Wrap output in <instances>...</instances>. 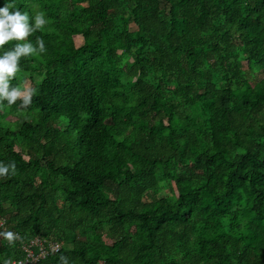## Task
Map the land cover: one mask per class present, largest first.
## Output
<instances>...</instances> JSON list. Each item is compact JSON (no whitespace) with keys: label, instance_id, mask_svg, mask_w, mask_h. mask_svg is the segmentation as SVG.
Here are the masks:
<instances>
[{"label":"trees","instance_id":"obj_1","mask_svg":"<svg viewBox=\"0 0 264 264\" xmlns=\"http://www.w3.org/2000/svg\"><path fill=\"white\" fill-rule=\"evenodd\" d=\"M12 6L46 51L0 100V264H264V0Z\"/></svg>","mask_w":264,"mask_h":264},{"label":"clouds","instance_id":"obj_2","mask_svg":"<svg viewBox=\"0 0 264 264\" xmlns=\"http://www.w3.org/2000/svg\"><path fill=\"white\" fill-rule=\"evenodd\" d=\"M46 22L44 13L41 12L35 17V23H30L27 12L18 8L13 9L12 0H6V3L0 6V48L11 40L20 41L0 55V100L6 99L9 104H12L21 96L22 90L18 86L10 84L11 78L19 68L21 57L32 55L38 51H46L43 37L37 38V44L25 39L36 29H41ZM30 102V96L24 100V103ZM10 169H15L14 163L0 162V175L8 174ZM3 235L10 240L15 239L14 233L11 231L3 233Z\"/></svg>","mask_w":264,"mask_h":264},{"label":"built area","instance_id":"obj_3","mask_svg":"<svg viewBox=\"0 0 264 264\" xmlns=\"http://www.w3.org/2000/svg\"><path fill=\"white\" fill-rule=\"evenodd\" d=\"M60 248V242L35 236L20 245L22 256L18 259L9 260L7 264H35L47 256L58 253Z\"/></svg>","mask_w":264,"mask_h":264},{"label":"rangeland","instance_id":"obj_4","mask_svg":"<svg viewBox=\"0 0 264 264\" xmlns=\"http://www.w3.org/2000/svg\"><path fill=\"white\" fill-rule=\"evenodd\" d=\"M74 40H75V43L78 45L80 43V41H81V38L79 36H77V37L74 38ZM24 84L25 83H22L21 85H23L25 87L21 86V88H20V86H19V88L22 90L21 91V96L26 95L27 90L29 88L28 83H27V85H24Z\"/></svg>","mask_w":264,"mask_h":264}]
</instances>
